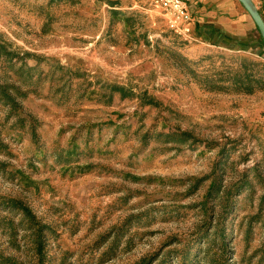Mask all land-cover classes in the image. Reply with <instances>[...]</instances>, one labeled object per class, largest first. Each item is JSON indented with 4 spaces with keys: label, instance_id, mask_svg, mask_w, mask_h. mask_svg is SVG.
<instances>
[{
    "label": "rangeland",
    "instance_id": "374dc122",
    "mask_svg": "<svg viewBox=\"0 0 264 264\" xmlns=\"http://www.w3.org/2000/svg\"><path fill=\"white\" fill-rule=\"evenodd\" d=\"M0 45V84L39 78L16 111L0 99L4 254L36 261L17 198L52 228L45 264H264L260 51L177 34L150 0H0ZM210 174L249 185L206 198Z\"/></svg>",
    "mask_w": 264,
    "mask_h": 264
},
{
    "label": "trees",
    "instance_id": "16d2710c",
    "mask_svg": "<svg viewBox=\"0 0 264 264\" xmlns=\"http://www.w3.org/2000/svg\"><path fill=\"white\" fill-rule=\"evenodd\" d=\"M259 12L262 15L261 10L259 9ZM263 17V15H262ZM4 48V49H3ZM14 54H12L10 51L6 50L5 47L0 45V58H6L9 61L13 58ZM35 67H27L25 68L26 73V81L22 83L18 82H10L5 84H0V99L1 101L8 105L13 111H16L19 106V99L24 98L28 93L37 91V81L39 78H33L30 71ZM19 69H22V66L19 67ZM77 72V70L75 71ZM74 72L71 70L65 71L64 74H70L71 78H73L71 75ZM62 74V77L65 75ZM19 75L23 76L22 73H19ZM20 76V77H21ZM75 77V76H74ZM24 83V85H23ZM80 84V83H79ZM82 85L76 84V89L81 88ZM118 86L112 85L111 89L112 91L117 90ZM52 88V87H50ZM86 89L84 90V92ZM83 92V93H84ZM82 93V95H83ZM88 93V92H87ZM166 136L170 138L169 141H180L185 142L188 141L191 137L188 132L182 131V132H170ZM5 144L3 143L2 139L0 138V149L3 148ZM226 155H222L221 159L217 161V164L220 165L224 162V157ZM213 175L210 174L206 178H201L199 181H197V184L195 185V188L203 181L204 179H208L209 177H212ZM245 177L242 178V182H232L227 186H222L221 178L213 176L208 189L206 193V198H223L225 201V198H228L229 194L231 196V190L240 189L244 186H248L249 182H247V179L244 180ZM259 186L263 190L264 195V180L259 177ZM236 189V190H237ZM229 196V197H230ZM4 204H7L11 209H14L19 212V220L18 224L22 227L23 233L27 234L31 237V249L33 252V255L35 256V264H45L46 258H47V243L50 238V235L53 233L52 228L50 225L45 224L41 222L36 215L33 213L31 208L27 206L21 199L17 198H8L3 200ZM228 203V202H227ZM225 207V203H224ZM12 231L15 232V227L12 228ZM0 264H23L21 261L17 259L16 256L12 254H4L3 250L0 249ZM136 264H147L146 261H141L140 263Z\"/></svg>",
    "mask_w": 264,
    "mask_h": 264
},
{
    "label": "crops",
    "instance_id": "0c3cea01",
    "mask_svg": "<svg viewBox=\"0 0 264 264\" xmlns=\"http://www.w3.org/2000/svg\"><path fill=\"white\" fill-rule=\"evenodd\" d=\"M186 1L192 16L189 34L193 39L237 52L257 49L264 56V46L261 44L259 33L247 12L244 16L234 17L232 12L221 8L216 0L215 4L206 0ZM257 2H260L264 19V0Z\"/></svg>",
    "mask_w": 264,
    "mask_h": 264
},
{
    "label": "built area",
    "instance_id": "2783aa9c",
    "mask_svg": "<svg viewBox=\"0 0 264 264\" xmlns=\"http://www.w3.org/2000/svg\"><path fill=\"white\" fill-rule=\"evenodd\" d=\"M150 2L165 13L168 25L174 32L180 35L190 33L192 16L186 0H150Z\"/></svg>",
    "mask_w": 264,
    "mask_h": 264
},
{
    "label": "water",
    "instance_id": "95a60500",
    "mask_svg": "<svg viewBox=\"0 0 264 264\" xmlns=\"http://www.w3.org/2000/svg\"><path fill=\"white\" fill-rule=\"evenodd\" d=\"M245 11L249 14L264 42V19L253 0H238Z\"/></svg>",
    "mask_w": 264,
    "mask_h": 264
}]
</instances>
